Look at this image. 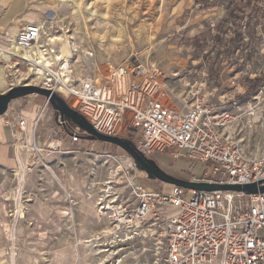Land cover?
Here are the masks:
<instances>
[{
	"label": "rangeland",
	"instance_id": "1",
	"mask_svg": "<svg viewBox=\"0 0 264 264\" xmlns=\"http://www.w3.org/2000/svg\"><path fill=\"white\" fill-rule=\"evenodd\" d=\"M25 12L42 26L39 42L60 38L50 47L71 59L76 83L125 61L158 67L177 104L188 88L215 109L237 102L240 115L223 133L247 157L263 152L264 82L255 79L264 78V0H28ZM66 37L69 51L61 44ZM11 57L8 80L37 85L34 70L23 79L35 67ZM29 98H39L28 103L34 110L45 99L33 93L13 101ZM52 110L49 122L37 123L33 142L25 141V132L16 141L15 165L0 166V264H161L163 223L126 215L137 205L139 188L170 194L174 185L151 178L117 145L71 142ZM125 135L137 137L132 131ZM150 159L172 177L201 176L197 162L163 152ZM181 190L190 201L194 190ZM164 208L166 216L177 210Z\"/></svg>",
	"mask_w": 264,
	"mask_h": 264
},
{
	"label": "built area",
	"instance_id": "2",
	"mask_svg": "<svg viewBox=\"0 0 264 264\" xmlns=\"http://www.w3.org/2000/svg\"><path fill=\"white\" fill-rule=\"evenodd\" d=\"M56 26L50 23L51 28ZM41 35V24L26 20L13 40L4 34L0 50L12 54V41L26 50L24 59L17 56L40 68L37 85L61 95L96 131L120 137L134 132L137 137L132 143L145 158L163 152L197 162L201 176L193 181L247 184L264 180V150L259 156L247 157L223 133L240 115L234 100L215 109L197 89L188 88L177 104L167 94L162 71L134 61L111 66L101 76H87L76 83L71 77V59L58 55L48 41L39 42ZM27 84L30 82L20 85ZM247 111L253 114V107ZM55 120L71 142L82 138L84 132L70 121L59 114ZM5 123L11 125V119ZM11 126L16 142L22 137L25 121L19 118ZM90 143L92 151L95 143ZM181 193L178 186L170 194L139 188L137 205L126 215L141 223L149 215L163 223L161 264H264V193L194 191L190 201H184ZM164 207H176V213L166 216L160 212Z\"/></svg>",
	"mask_w": 264,
	"mask_h": 264
},
{
	"label": "water",
	"instance_id": "3",
	"mask_svg": "<svg viewBox=\"0 0 264 264\" xmlns=\"http://www.w3.org/2000/svg\"><path fill=\"white\" fill-rule=\"evenodd\" d=\"M39 94L46 98L50 106L61 116L77 126L84 134L82 138L88 140H97L103 143H111L123 149L134 161L137 168L145 170L147 174L154 179L162 182L171 183L174 186L189 188L194 191H218L231 190L242 192L246 195L264 193V180L247 184H226L209 183L204 181L183 180L172 177L162 171L157 164L150 158L142 156L134 147L131 140L120 137L102 134L96 131L92 125L76 110L72 109L65 102L64 98L50 89L38 85H16L10 87L6 92L0 94V115H4L8 105L14 99L24 97L30 94Z\"/></svg>",
	"mask_w": 264,
	"mask_h": 264
},
{
	"label": "crops",
	"instance_id": "4",
	"mask_svg": "<svg viewBox=\"0 0 264 264\" xmlns=\"http://www.w3.org/2000/svg\"><path fill=\"white\" fill-rule=\"evenodd\" d=\"M27 6L28 0H0V45H3L4 34L15 35L26 20L32 19L33 16L29 12H25ZM11 60L12 57L8 53H0V94L6 92L11 86H16L8 80L6 71L7 63ZM38 99H25L23 104L21 102L16 104V101H11L8 112L0 115V166L13 167L15 165L13 159V149L16 146L15 129L11 125H14L17 119L23 118L25 121V141L28 143L29 141L33 142L31 136L35 133L37 123L41 122L44 125L52 118L53 110L51 106H48L46 98L36 110L28 106V103L37 102ZM15 104L17 107L20 104L17 111L14 109ZM7 118L11 119V125L5 123ZM167 208L175 209L174 207L164 209Z\"/></svg>",
	"mask_w": 264,
	"mask_h": 264
},
{
	"label": "bare ground",
	"instance_id": "5",
	"mask_svg": "<svg viewBox=\"0 0 264 264\" xmlns=\"http://www.w3.org/2000/svg\"><path fill=\"white\" fill-rule=\"evenodd\" d=\"M60 1H63V0H60ZM102 24V23H101ZM10 35V34H9ZM16 35V34H15ZM15 35H10V37H11V39L13 40L14 39V37H15ZM53 37V36H52ZM66 38H68V37H66ZM63 39V42L61 43L62 44V47L65 49V50H70L69 48H70V43H71V41H70V38L71 37H69L68 39ZM56 40H60V38L59 37H55V38H49L48 39V42L47 43H54ZM61 41H62V39H61ZM9 45H11V52H13L12 54H18L19 56H21V58H25L27 55H26V50L25 51H23V50H21L19 47H17L16 45H15V43H14V41H12V42H10L9 43ZM51 45V44H50ZM0 53H8L10 56H12V54L10 53V52H8V51H1L0 50ZM21 54V55H20ZM61 55L62 56V54H61V52L59 51V53H58V55ZM23 56V57H22ZM63 57H66V56H63ZM31 65V64H30ZM34 70V74H37V75H39L37 78H40L41 77V70H40V68L39 67H37V68H29V71H28V74L23 78V79H28V77L30 76V74H32V71ZM23 79H20V80H23ZM19 80V79H18ZM23 160L21 159V161H20V165H21V167H20V171L19 172H17V174H18V176H19V181L20 182H22V179H23V174H22V164H23ZM16 174V173H15ZM20 193H21V186L19 187V190H18V195H20ZM21 204L20 203H18L17 204V213L16 214H20V216L22 217L23 216V213H21V210L22 209H20L21 208ZM176 212H172V213H170L169 215H174ZM169 215H167V216H169ZM108 232V230H105V233H107Z\"/></svg>",
	"mask_w": 264,
	"mask_h": 264
},
{
	"label": "trees",
	"instance_id": "6",
	"mask_svg": "<svg viewBox=\"0 0 264 264\" xmlns=\"http://www.w3.org/2000/svg\"><path fill=\"white\" fill-rule=\"evenodd\" d=\"M260 79L262 80V82H264V78H260V77L259 78H256L255 79V82L259 81Z\"/></svg>",
	"mask_w": 264,
	"mask_h": 264
}]
</instances>
